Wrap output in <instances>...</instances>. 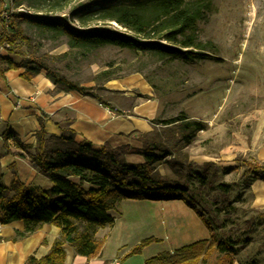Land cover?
I'll use <instances>...</instances> for the list:
<instances>
[{"label": "trees", "instance_id": "obj_1", "mask_svg": "<svg viewBox=\"0 0 264 264\" xmlns=\"http://www.w3.org/2000/svg\"><path fill=\"white\" fill-rule=\"evenodd\" d=\"M15 1L5 6V1L0 0V47H12L7 50L10 55L16 54L14 48L18 41L27 42L21 26V21H24L53 38L65 37L68 48L82 54L110 46L186 64L214 59L210 54L214 45L200 43L196 35L197 24L207 20V0H96L88 6L87 14L77 17L78 26H74L66 16L39 17L19 12L17 9L23 7L24 0ZM90 18H94L96 23L89 24ZM111 23L123 30L114 29ZM0 63L9 69L24 68L22 78L27 81L43 70L63 90L97 98L83 87L51 72L40 62L23 59L15 63L0 58ZM3 70L0 69V74ZM162 125L165 126L162 130H153L140 138L142 148L138 150L109 145L96 150L89 142H76L71 130H64L59 138L39 131L28 159L40 174L51 181L52 187L47 190L21 183L15 172L6 187L0 167V225L14 221L23 223V231L17 232L12 239L28 237L43 225H52L60 230L61 236L50 252L39 260L29 257L27 264H63L65 245H69L76 255L87 259L97 257L103 242L95 238L96 232L114 225V212L122 201L127 200L182 201L209 232L207 239L172 252H160L146 259L145 264L234 263L240 248L249 244L250 236L233 237L225 231L226 220L220 222L199 208V196L191 193L185 182L164 180L156 171L157 164L168 161L167 158L189 146L204 125L184 116ZM11 136V132L5 133L3 141ZM129 153L139 154L143 161L129 163L126 159ZM20 156L24 157L23 154ZM241 167L243 186L248 188L255 181L264 182V164L244 161ZM209 173L205 169L204 172H189L187 176L196 178L198 186L205 188L213 182V174ZM218 188L224 194L229 192L227 185L220 184ZM219 211L221 208H217L216 213ZM254 221L264 225V211H258L252 219L246 220L250 225ZM153 242H158V239L141 241L129 250L126 257L139 254Z\"/></svg>", "mask_w": 264, "mask_h": 264}, {"label": "rangeland", "instance_id": "obj_2", "mask_svg": "<svg viewBox=\"0 0 264 264\" xmlns=\"http://www.w3.org/2000/svg\"><path fill=\"white\" fill-rule=\"evenodd\" d=\"M4 1L5 6L16 2ZM93 1L24 0L17 11L39 17L66 16L78 26L77 17L87 14ZM207 1V20L197 24L196 35L200 43L214 45L212 60L186 64L110 46L82 54L70 50L65 37L53 38L24 21L21 26L27 42L16 43L14 56L18 63L23 59L40 62L96 97L105 95L104 86L111 81L136 78L145 82L155 102V131L165 128L163 122L181 116L202 123L204 129L195 134L191 144L157 164L156 171L164 180L185 182L190 192L199 196V208L220 222L226 220L225 231L233 237L250 236L249 244L238 253L243 263L264 264V225L246 222L264 211V182L255 181L247 188L241 179L244 161L264 164V0ZM88 20L89 24L96 23L94 18ZM111 26L122 30L114 23ZM2 48L7 51L12 47ZM129 161L142 159L135 154ZM205 169L213 174V182L205 188L198 186L196 178L187 176ZM220 184L229 186L227 194L219 190ZM141 202L120 203L113 214V239L125 237L129 243L141 242L153 229L161 235L154 245L169 248L174 243L169 237L174 234L168 231L164 238L165 232L157 230L159 225V230L164 228L161 220H173L185 229H192L193 222L200 220L182 202ZM217 208H221L218 213ZM199 223L200 230L184 231L183 244L207 231L201 220Z\"/></svg>", "mask_w": 264, "mask_h": 264}, {"label": "crops", "instance_id": "obj_3", "mask_svg": "<svg viewBox=\"0 0 264 264\" xmlns=\"http://www.w3.org/2000/svg\"><path fill=\"white\" fill-rule=\"evenodd\" d=\"M0 58L18 63L15 56L8 54L2 47ZM0 69H4L0 74V167L3 169V184L6 187L13 179V172L25 185H34L43 190L52 187L51 181L40 174L28 159V154L36 145V134L41 130L47 136L57 138L64 130H71L76 142H89L96 150L103 145L139 149L142 144L140 138L150 134L155 126L152 122L155 116L152 90L145 82L136 78L128 79L126 82L111 81L104 86L105 95L94 98L77 91L63 90L55 85L44 71H39L27 81L22 78L24 68L9 69L5 68L4 63H0ZM7 132H11L12 136L4 142L3 136ZM135 154L137 153L127 155L129 163H131L129 158ZM137 155L142 159L139 154ZM138 163L141 161L133 164ZM158 202L161 201L141 203L157 205ZM185 207L197 217L193 210L186 205ZM199 222L200 220L193 222V231L200 230ZM160 224L164 228L159 230L161 227L159 225L157 230L165 232L164 238L167 237L168 231L174 234L172 238L169 237L174 241L169 248L155 246L152 243L144 247L139 254L126 257L129 250L140 241L129 243L130 240L125 237L113 239L112 233H116L114 223L112 227L105 226L96 232L95 238L103 242L102 250L97 257L87 259L76 255L69 245H65L66 257L63 264H145L146 259L160 252H172L186 246L182 243L183 233L185 230L190 232L191 228L185 229V226H179L181 224L170 219L161 220ZM21 231L23 223L20 221L0 225V264H27L29 257L39 260L50 252L53 244L61 236L59 228L43 225L32 235L13 240L16 233ZM204 231L194 235V238L198 239L187 245L207 239L209 232ZM156 234L159 233L152 229L147 233L146 239L161 236ZM233 264L245 263L237 255Z\"/></svg>", "mask_w": 264, "mask_h": 264}, {"label": "built area", "instance_id": "obj_4", "mask_svg": "<svg viewBox=\"0 0 264 264\" xmlns=\"http://www.w3.org/2000/svg\"><path fill=\"white\" fill-rule=\"evenodd\" d=\"M26 13V12H25ZM117 26V25H116ZM119 29H122V28H120L119 26H117ZM123 30V29H122Z\"/></svg>", "mask_w": 264, "mask_h": 264}]
</instances>
